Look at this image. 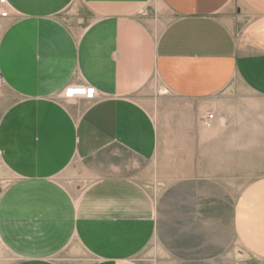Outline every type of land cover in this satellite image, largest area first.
Here are the masks:
<instances>
[{
    "label": "crops",
    "instance_id": "crops-1",
    "mask_svg": "<svg viewBox=\"0 0 264 264\" xmlns=\"http://www.w3.org/2000/svg\"><path fill=\"white\" fill-rule=\"evenodd\" d=\"M98 1L97 20L89 21L79 31L58 17L70 0H7L3 6L7 15L0 18V170H18L11 166L10 141H2L10 138L2 123H10L14 117L12 122L41 124L31 130L29 137L37 133L36 137L49 140L50 170L58 167L59 140L77 138L99 140V152L107 155L115 153L109 142L122 140L144 162L143 174H128L122 179L105 176L109 179L100 181L103 187L95 199L86 194L77 196L78 200L62 196L61 202H66L62 212L70 213L69 204L77 205L76 217L88 220L84 228L78 225L81 228L77 231L83 239L88 238V255L58 256L60 249L55 248L28 252L31 249L25 240L17 246L20 255L5 264H171L165 248L161 260L154 255H139L156 235L157 200L155 195L140 192L148 179L146 172L155 170L151 162L155 139L175 137L168 125L170 117L161 119L168 127L161 131L156 125L160 120L151 110L157 113L156 108L163 101L169 102L171 96L186 100L203 93L201 83L195 84L188 76L195 77L191 71L202 67L203 35L214 37L211 43L215 44L219 38L226 40L224 50L235 58L240 80L250 91L264 94V0ZM234 12L249 17L243 29L248 40L231 48ZM71 84L93 86L95 98L62 97L64 88ZM161 88L165 92L160 93ZM186 126V118L182 117L176 132L184 160ZM193 135L197 138V132ZM88 148L93 151L90 144ZM110 168L116 171L118 165ZM3 178L5 175L0 174ZM2 188L0 218H14L11 223L23 225L29 207L35 214L42 209L43 201L28 204L26 200V195L36 199L42 195L39 181H25L13 189L6 183ZM50 188L44 207L57 213L59 196L54 195L53 183ZM118 194L126 197L123 203L117 200ZM16 197H20L17 204ZM80 202L84 203L81 209ZM61 225L48 219L32 222L29 227H39L37 239L47 231L59 235L57 227ZM2 231L3 240L9 243L13 231L5 227ZM70 233L63 234L67 237ZM133 236L140 241V236L145 237L140 247L137 242L133 244Z\"/></svg>",
    "mask_w": 264,
    "mask_h": 264
},
{
    "label": "rangeland",
    "instance_id": "rangeland-1",
    "mask_svg": "<svg viewBox=\"0 0 264 264\" xmlns=\"http://www.w3.org/2000/svg\"><path fill=\"white\" fill-rule=\"evenodd\" d=\"M123 1L113 2L120 4ZM98 4V0H70L58 17L79 31L89 21L97 20ZM240 16L234 12L231 20L234 31L229 39L231 48L248 40L243 29L249 17ZM212 40V36H202V67L191 71L195 77L188 73L192 82L201 83L203 93L188 96L186 100L171 96L169 102L163 101L158 110L156 108L157 113L151 110L160 120L156 125L161 131L168 128L161 119L170 117L168 125L171 132L175 131V137L155 139L151 158L155 170L146 172L148 179L141 185L143 191L140 192L151 197L155 195L157 200L156 235L139 255H154L161 260L165 248L164 253H169L171 264H264V94L250 91L240 80L235 58L224 50L226 40L219 38L218 44L211 43ZM163 92L161 88L160 93ZM207 114H213L210 126L204 124ZM182 117L186 118L188 132L185 160L178 149L176 132ZM13 118L10 123L1 122L10 135L8 140L2 141H10L11 166L18 170L12 169L9 173L0 170V174L5 175L0 179V192L6 183L13 189L25 181H39L42 195L39 199L26 195V200L28 204L35 200L43 203L37 214L29 207L28 217L24 219L26 224L11 223L14 218H0V264L19 256L17 246L25 240L31 249L28 252L34 248L46 252L55 248L60 249L58 256L88 255L85 248L88 238L83 239L82 234L77 233L81 228L78 225L84 228L88 220L81 221L77 218L79 215L76 217L77 205L69 204L70 213L62 212V209L66 210L62 196L76 199L80 194H86L95 199L99 196V188L103 187L100 181L109 179L105 176L111 174L122 179L128 174H143L144 162L131 153L122 140H111L109 146L115 153L107 155L105 151L99 152V140L60 139L58 167L50 170L49 140L36 137L37 133L35 137H29L31 130L41 124L12 122ZM194 132H197V138H194ZM88 144L93 151L90 152ZM115 164L118 165L116 171L110 168ZM153 168L151 165L150 170ZM51 183L54 195L59 196L57 213L44 207L51 195ZM19 200L20 197L14 198V203ZM117 200L123 203L126 197L118 194ZM83 205L80 202L79 209ZM48 219L62 224L57 227L59 235L47 231L40 236L42 238L36 239L39 227L29 226L32 222ZM4 227L13 231L9 243L6 238L2 240ZM123 230H126L125 226ZM68 231L71 233L66 237L63 233ZM143 238L140 236V241L133 236V244L137 242L140 247Z\"/></svg>",
    "mask_w": 264,
    "mask_h": 264
},
{
    "label": "built area",
    "instance_id": "built-area-1",
    "mask_svg": "<svg viewBox=\"0 0 264 264\" xmlns=\"http://www.w3.org/2000/svg\"><path fill=\"white\" fill-rule=\"evenodd\" d=\"M6 3L7 0H0V18L7 15V10L3 8ZM79 96L87 100L93 99L96 96L95 88L90 85L71 84L66 86L62 92V97L66 99L78 98ZM212 119L213 114H207L204 124L210 126Z\"/></svg>",
    "mask_w": 264,
    "mask_h": 264
},
{
    "label": "bare ground",
    "instance_id": "bare-ground-1",
    "mask_svg": "<svg viewBox=\"0 0 264 264\" xmlns=\"http://www.w3.org/2000/svg\"><path fill=\"white\" fill-rule=\"evenodd\" d=\"M119 50V49H118ZM80 97V96H79ZM3 240V239H2Z\"/></svg>",
    "mask_w": 264,
    "mask_h": 264
}]
</instances>
